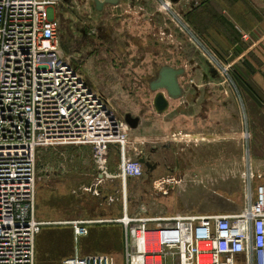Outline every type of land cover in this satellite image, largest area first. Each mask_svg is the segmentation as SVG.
Instances as JSON below:
<instances>
[{"label":"built area","instance_id":"1","mask_svg":"<svg viewBox=\"0 0 264 264\" xmlns=\"http://www.w3.org/2000/svg\"><path fill=\"white\" fill-rule=\"evenodd\" d=\"M60 1L0 0V264H37L36 240L45 226L67 223L78 237L87 236L90 226L107 222L125 229L124 264H264V172L253 164L249 131L244 132L246 155L239 172L244 197L239 212L162 218L131 214L125 205L116 219L53 222L36 216L42 148L91 147L102 181L110 145L119 144L123 180L146 172L139 159L129 155L128 124L108 109L61 51L55 13ZM159 5L177 29L189 27L171 0H159ZM188 31L192 39L195 34L190 27ZM194 42L202 44L198 38ZM209 56L230 76L229 64ZM240 253L245 259L238 263L233 257ZM62 264L117 262L107 254H77Z\"/></svg>","mask_w":264,"mask_h":264},{"label":"crops","instance_id":"2","mask_svg":"<svg viewBox=\"0 0 264 264\" xmlns=\"http://www.w3.org/2000/svg\"><path fill=\"white\" fill-rule=\"evenodd\" d=\"M171 1L198 35L206 53L192 42L180 49L173 42L157 40L160 22L149 30L145 23L140 25V111L136 116L139 123L131 128L128 152L131 156L130 152L135 150L138 159L150 158L156 169L151 175L145 172L142 177L123 180L121 146L112 144L106 155L107 172L102 181L94 161V174L88 177L90 185L80 182L75 186L61 179L54 187L43 185L36 190L35 212L40 220L116 219L124 213L125 205L131 214L162 218L232 212L225 210V200L219 197L225 191L226 149L232 161L228 165L231 164L232 172L239 178L245 163L241 145L245 131L242 133L235 94L216 77L209 54L224 63H232L238 77L244 80L240 89L250 98L247 100L250 110L247 130L252 127L251 139L253 135L250 154L256 169L264 172V0ZM174 29H177L175 25L169 31ZM180 60L184 63H179ZM164 65L184 68L185 72L179 77L182 95L169 98L168 109L159 113L154 107L157 92L151 90L150 84ZM230 141L233 142L231 153L230 146H226ZM202 184L210 190L209 202L216 203L214 208L192 206L193 193ZM172 191L179 194L176 214H167L166 209L156 207L155 201L151 204L146 200L150 193L154 198ZM134 199L137 204L142 201L135 213L130 209ZM148 205L156 213L140 215L141 207L148 212ZM107 223L105 235L100 236L92 230L93 225L87 236L78 237L67 223L45 226L36 240L37 264H49V260L52 264H62L64 258L77 254H107L118 264L125 258V229L121 223ZM70 229L75 244L72 242L71 250H66L60 246L61 236L69 235ZM226 259L227 255L222 257V261ZM233 259L241 263L245 254H237Z\"/></svg>","mask_w":264,"mask_h":264},{"label":"rangeland","instance_id":"3","mask_svg":"<svg viewBox=\"0 0 264 264\" xmlns=\"http://www.w3.org/2000/svg\"><path fill=\"white\" fill-rule=\"evenodd\" d=\"M55 11L61 25V51L89 85L103 97L108 109L126 123L128 114L136 117L137 112L140 111V25L145 23L146 30H149L160 22L157 40L160 41L161 33L165 31L164 37L166 38H162L160 42H173L180 49H183L188 42L198 46V43L194 42L196 38L200 41L198 35H194L193 40L190 38L189 35L192 34L188 31V26L185 31L181 28L174 29L172 31L174 36H170L169 30L175 24L170 16L161 11L159 0H121L118 5H107L101 12L95 9L94 0H61ZM178 14L185 22L183 16L179 12ZM188 45L190 46V43ZM198 50L206 53L204 46L199 47ZM207 57L210 64L216 68V73H214L216 77H220L221 84H226L232 90V94H235V102L241 117L242 133L248 131L247 122L250 110L247 100L250 98H247L245 92L240 89L244 80L238 77L239 73L237 74L232 63L225 62L231 66L230 76H227L210 56L207 55ZM183 61L180 60L179 63H184ZM128 126L130 134L132 131L129 124ZM250 129L252 130V127ZM251 140H253V135ZM232 144V141L226 144L227 147L230 146L229 153L232 151ZM241 145L242 157L245 159L247 144L243 137ZM228 151L226 149L224 206L226 211L239 212L244 207L243 184L240 176L238 178L232 172L231 164L228 165L232 162L228 158L230 156L231 159ZM130 153V157L136 158L135 150ZM93 163V151L89 147L63 145L42 148L39 152L36 190L43 185L54 187L61 179L75 186H78L80 182L90 185L88 177L94 174ZM203 186L202 184V187L194 191L192 206L200 209L214 208L216 203L209 202L210 190L207 186ZM146 200H149L151 204L155 201L156 207L166 209L167 214L178 213V191H172L167 196L157 195L154 198L150 193ZM141 204V200L140 204H137L134 199L130 206L133 207L130 208L131 211L138 212ZM147 208L150 213L140 209V215L156 213L149 205ZM108 224H95L92 230L96 231L98 236L105 235L104 226ZM70 231L69 235L61 236L62 245L60 246L66 250L68 248L71 250L72 242L75 244L73 230L70 229ZM49 261V264H52L51 260ZM124 263L123 257L118 264Z\"/></svg>","mask_w":264,"mask_h":264},{"label":"water","instance_id":"4","mask_svg":"<svg viewBox=\"0 0 264 264\" xmlns=\"http://www.w3.org/2000/svg\"><path fill=\"white\" fill-rule=\"evenodd\" d=\"M121 0H94L95 9L98 12L103 11L106 5H118ZM185 72L184 68H176L170 65H164L159 72L158 78L151 82V90L157 92L154 98V107L157 112L163 113L169 107V98L175 99L182 95V87L179 77ZM126 121L131 128H136L139 123L138 117L130 114L126 116ZM139 161L145 166L146 173L151 175L156 169V164L150 158L141 157Z\"/></svg>","mask_w":264,"mask_h":264},{"label":"flooded vegetation","instance_id":"5","mask_svg":"<svg viewBox=\"0 0 264 264\" xmlns=\"http://www.w3.org/2000/svg\"><path fill=\"white\" fill-rule=\"evenodd\" d=\"M107 7V5L104 7V9ZM221 200H225V193L222 191L221 194L219 195Z\"/></svg>","mask_w":264,"mask_h":264},{"label":"trees","instance_id":"6","mask_svg":"<svg viewBox=\"0 0 264 264\" xmlns=\"http://www.w3.org/2000/svg\"><path fill=\"white\" fill-rule=\"evenodd\" d=\"M42 232V231H41ZM69 257V256H68Z\"/></svg>","mask_w":264,"mask_h":264}]
</instances>
